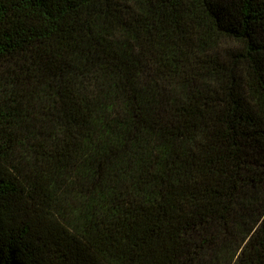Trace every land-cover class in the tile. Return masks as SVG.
<instances>
[{"label": "trees", "instance_id": "16d2710c", "mask_svg": "<svg viewBox=\"0 0 264 264\" xmlns=\"http://www.w3.org/2000/svg\"><path fill=\"white\" fill-rule=\"evenodd\" d=\"M0 264H264V0H0Z\"/></svg>", "mask_w": 264, "mask_h": 264}]
</instances>
